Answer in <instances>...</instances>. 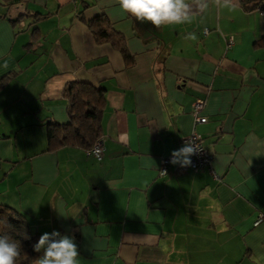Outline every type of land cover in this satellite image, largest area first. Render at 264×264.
I'll return each mask as SVG.
<instances>
[{
	"label": "crops",
	"instance_id": "0c3cea01",
	"mask_svg": "<svg viewBox=\"0 0 264 264\" xmlns=\"http://www.w3.org/2000/svg\"><path fill=\"white\" fill-rule=\"evenodd\" d=\"M233 2L156 29L116 0H0V78L13 74L0 89V205L39 236L73 237L80 264H264V5ZM99 15L126 58L94 43L85 23ZM68 82L103 91L99 162L46 151ZM197 99L209 168L158 177Z\"/></svg>",
	"mask_w": 264,
	"mask_h": 264
},
{
	"label": "trees",
	"instance_id": "16d2710c",
	"mask_svg": "<svg viewBox=\"0 0 264 264\" xmlns=\"http://www.w3.org/2000/svg\"><path fill=\"white\" fill-rule=\"evenodd\" d=\"M259 3L264 5V0H257L255 5ZM85 25L94 43H107L118 51L121 57H127L124 38L111 28L103 15L92 18ZM254 45L264 47V37ZM12 77L13 74L1 77L0 89ZM60 97L66 103L67 120L62 124L49 120L45 122L46 151L51 152L67 147L80 149L86 155V151L90 150L102 135L101 119L105 109L103 91L88 83L68 82L62 87ZM0 234H8L13 241L19 243L21 253L16 264L36 262L39 252L33 250V245L40 236L31 232L20 213L4 205H0ZM25 236L29 238L25 239Z\"/></svg>",
	"mask_w": 264,
	"mask_h": 264
},
{
	"label": "clouds",
	"instance_id": "9594fccd",
	"mask_svg": "<svg viewBox=\"0 0 264 264\" xmlns=\"http://www.w3.org/2000/svg\"><path fill=\"white\" fill-rule=\"evenodd\" d=\"M121 12L136 21L149 22L156 29L174 28L178 25L191 24L195 13L206 12L210 5L230 12L236 10L233 0H116ZM195 33L186 37L196 40ZM194 141L185 142L179 149L171 152L169 163L181 168L190 167L191 157L198 154ZM29 237L25 236V239ZM35 252L43 251L37 264H80L74 238L61 235L59 231L43 233L33 245ZM21 253L19 243L8 234H0V264H16Z\"/></svg>",
	"mask_w": 264,
	"mask_h": 264
},
{
	"label": "built area",
	"instance_id": "2783aa9c",
	"mask_svg": "<svg viewBox=\"0 0 264 264\" xmlns=\"http://www.w3.org/2000/svg\"><path fill=\"white\" fill-rule=\"evenodd\" d=\"M259 12L261 15H264V9L260 10ZM202 33L207 34L208 30L203 29ZM203 103H204L203 100L197 99L191 104L190 115L192 117V132L186 138L182 139V143H181V147H182L185 142L194 141L197 146V150L199 152L197 155H193L191 157L192 164L190 167L181 168L177 165L178 167L177 170L179 173L185 171L198 172L199 170L209 168L211 156L206 152V150L202 146V139L200 135L194 131V127L196 125L203 124L206 122V118L200 115V111L202 110ZM86 155L92 156L97 162L100 161L102 158L100 142L98 141L90 150L86 151ZM170 158L171 155L167 157H163L159 160V166L157 171L158 177H164L166 175L167 168L170 164L169 163ZM259 220L260 217H258L257 222Z\"/></svg>",
	"mask_w": 264,
	"mask_h": 264
}]
</instances>
